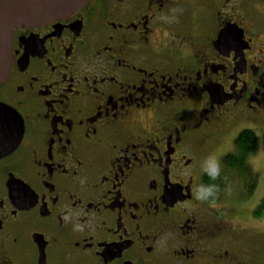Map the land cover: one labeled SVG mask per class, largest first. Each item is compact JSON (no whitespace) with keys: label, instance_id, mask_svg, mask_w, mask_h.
<instances>
[{"label":"flooded vegetation","instance_id":"flooded-vegetation-1","mask_svg":"<svg viewBox=\"0 0 264 264\" xmlns=\"http://www.w3.org/2000/svg\"><path fill=\"white\" fill-rule=\"evenodd\" d=\"M11 45L0 264H264L257 152L229 172L264 133V0H90Z\"/></svg>","mask_w":264,"mask_h":264},{"label":"water","instance_id":"water-1","mask_svg":"<svg viewBox=\"0 0 264 264\" xmlns=\"http://www.w3.org/2000/svg\"><path fill=\"white\" fill-rule=\"evenodd\" d=\"M90 0H0V86L6 80L10 71L13 57L12 36L14 31L23 26H41L58 20H64L82 9ZM228 29L220 35L226 36ZM14 111L0 104V121ZM0 153L14 148L21 139L22 131L12 133L2 130L0 124ZM21 130V129H20ZM11 138L7 143L6 138ZM7 146V148H6Z\"/></svg>","mask_w":264,"mask_h":264},{"label":"rangeland","instance_id":"rangeland-1","mask_svg":"<svg viewBox=\"0 0 264 264\" xmlns=\"http://www.w3.org/2000/svg\"><path fill=\"white\" fill-rule=\"evenodd\" d=\"M262 132H264V128H262ZM259 141L260 143L257 151V160L254 165V169H256L255 172L259 174V184L254 196L245 201V209L250 210L252 215L259 202L264 197V133L260 135ZM238 191L239 190L236 189L237 193H239ZM252 219V222L247 220L249 223H251V231L245 240L250 241L249 244L254 256H257V259L258 257H262L264 260V219ZM252 251L251 253L249 252L250 255H248L251 260L255 259L252 256Z\"/></svg>","mask_w":264,"mask_h":264},{"label":"trees","instance_id":"trees-1","mask_svg":"<svg viewBox=\"0 0 264 264\" xmlns=\"http://www.w3.org/2000/svg\"><path fill=\"white\" fill-rule=\"evenodd\" d=\"M237 151L235 152V158L231 157V161L233 165L232 168H229L230 173H235L237 177L241 176V180L239 179V182L234 183L236 187L240 186L243 188L245 183H249L251 174L248 170L244 168V165L241 166L242 159H246L248 155L254 154L258 150V140L255 136V134L251 131H243L236 139L235 141ZM257 181V178H254L252 180V184L250 185V188L247 191V194L251 196L252 191L254 190L255 182ZM251 183V182H250ZM219 184L211 185V188L213 190L218 187ZM240 188V189H241ZM246 194V195H247ZM244 195V196H246ZM247 197V196H246ZM258 216L264 217V198L261 200L260 204L257 207V210L255 212Z\"/></svg>","mask_w":264,"mask_h":264}]
</instances>
